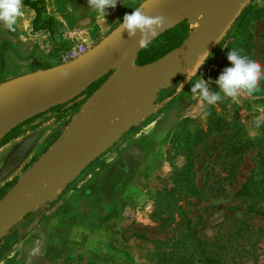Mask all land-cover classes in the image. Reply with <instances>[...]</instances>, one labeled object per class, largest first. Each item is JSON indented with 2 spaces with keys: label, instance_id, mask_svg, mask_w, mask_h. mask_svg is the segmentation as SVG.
Returning a JSON list of instances; mask_svg holds the SVG:
<instances>
[{
  "label": "rangeland",
  "instance_id": "obj_1",
  "mask_svg": "<svg viewBox=\"0 0 264 264\" xmlns=\"http://www.w3.org/2000/svg\"><path fill=\"white\" fill-rule=\"evenodd\" d=\"M65 2L67 0H45L51 15L58 16L59 12L68 25H80L76 29L79 33L72 35L78 40H73L66 50L62 45L57 51L53 50L49 59L54 57V60L48 65L54 64L58 56L63 62L73 59L69 57L73 48L82 46L85 51L91 48L128 14L124 12L118 18L114 17L111 23L92 14L90 21L82 25L67 11ZM249 5L263 10V16L250 21L243 31L251 34L255 44L251 59L264 66V0H251ZM215 13L222 18L227 11L219 9ZM203 19L204 15H201L184 21L186 30L181 46L190 34L201 28ZM222 25L217 27L214 20L210 30L196 37V43L199 39L203 43L198 42L193 49V43L185 50L177 47L178 51L174 49L176 51L166 56L169 58L180 52L182 67L178 69V75L169 80L167 87L160 88L150 98H144V104H139L143 96L134 92H123L113 98L120 115L130 114L126 117L128 126L77 176L67 183L61 182L50 194L42 188L28 192L13 212L0 217V264H29V254L37 240L41 241L42 255L32 257L31 264H157V258L170 251L161 243L173 240L184 216L190 219L200 240L212 243L217 239L225 243L231 264H264V216L247 214L249 199L237 196L240 187L251 178L264 184V143H256L264 138V120L259 127L254 124L255 118L264 116V81L260 83V91L251 96L242 93L236 101L223 98L215 105H208L198 93L191 92L192 84L199 76L213 91H219L215 81L223 72L225 48L231 43L236 26L231 27L209 52L212 55L191 81L185 75V70L192 68L186 59L202 52L205 43H210L209 49ZM11 32L0 23V83L39 69L50 51L47 40L38 44L31 41L16 44L8 38ZM14 32L16 38L22 33L19 29ZM156 65L161 66L162 62L140 71L149 74L151 79L152 67ZM175 65L177 63L169 70H175ZM138 75L125 76L124 84L129 88L142 87L146 83ZM150 83L155 82L151 79ZM178 85H183L182 91L176 90ZM150 92L148 88L141 89V93L148 96ZM89 96L77 102L80 104L77 110L41 114L15 128L10 134L14 137L5 143L3 140L7 135L0 141V194H5L20 176L47 156L66 129L72 130L74 136L68 140L63 135L64 140L53 148L49 157L65 153L60 149L66 144L77 142L74 146L79 149L82 144L93 142L97 131L95 120L89 127L90 135L85 137L87 141L76 136L80 132L74 125V118L81 113L80 108ZM211 111L232 124V130L212 133L203 142L195 144L187 133L192 135L196 127L207 132L205 113ZM83 114L94 119L90 113ZM183 119L193 122H188L185 131L180 130L182 135L177 136L175 131L179 130L178 125ZM119 120L116 114L111 117L112 122ZM235 131L239 138L252 141L254 146L240 156L230 157L228 135ZM174 138L179 143L178 149L181 147L179 151L174 147ZM183 168L191 169L193 183L202 192L203 196L196 205L189 204L195 198L188 197L183 184L175 183L178 179L175 174ZM104 180L107 194L97 187L104 184ZM32 196L38 199L35 201ZM241 222L261 233H236ZM75 231L81 234L76 236ZM256 239L259 241L256 250H250L248 244H245V252L240 249L243 242ZM193 258L197 259L198 255L194 254Z\"/></svg>",
  "mask_w": 264,
  "mask_h": 264
},
{
  "label": "water",
  "instance_id": "obj_2",
  "mask_svg": "<svg viewBox=\"0 0 264 264\" xmlns=\"http://www.w3.org/2000/svg\"><path fill=\"white\" fill-rule=\"evenodd\" d=\"M250 2L251 0H156L155 4L150 3L144 5L143 8L147 15H164L170 21L158 33V36L179 23L191 19L193 16L204 15L201 28L190 34L183 46L181 44L177 48L179 50L185 49L184 47L188 46L189 43L195 42L197 36L210 30L214 20L217 27H219V24H223L209 46L208 52H210L218 45ZM142 3L143 1L138 6ZM231 3L234 4L233 10L231 9ZM218 9L227 11L226 16L218 17L215 13ZM209 12L211 15L206 16ZM122 22L123 20L120 23ZM119 24L94 46L67 62L28 72L0 83L1 141L22 123L44 114L54 107L63 104L70 106L81 101L86 96L85 91L92 84L106 77L103 83L83 103L80 108L81 113L76 115V118L83 113L93 115L97 128L93 142L76 149L73 153H71V150L58 156L49 157L53 152V148L64 140L63 135L68 140H71L74 136L72 130L66 129L64 134L56 141V144L53 145L49 154L42 157L25 174L20 176L15 184L0 198V217H4L10 211L13 212L17 204L25 199L28 192L42 188L50 194L59 187L61 182L67 183L70 178L77 176L80 171L85 169L106 149L112 139L128 126L126 117L130 114L124 116L118 113L119 110L113 102L114 96L112 98L107 96L110 89L117 85L122 77L137 76V72L141 69L149 68L155 63H161L164 57L177 50H172L162 59L152 64L138 67L135 65V60L138 52L142 49L137 46L139 35L136 39H129L125 31L121 39L118 30ZM181 63L182 61L177 62L176 69L182 66ZM152 68V75L168 71L160 65ZM63 73L68 75L64 76ZM177 75H174L172 79ZM138 76L144 83H147L150 79L149 74H142L141 71ZM168 85L167 83L158 86L155 92ZM155 92L147 97L143 96L139 104L144 103V98H150ZM114 114L120 118L119 121H111ZM44 161L48 163L45 167L43 166ZM53 178H55V182ZM49 181L52 182L51 185L48 184ZM47 186L50 188L48 189ZM34 200L37 199L34 198Z\"/></svg>",
  "mask_w": 264,
  "mask_h": 264
},
{
  "label": "trees",
  "instance_id": "obj_3",
  "mask_svg": "<svg viewBox=\"0 0 264 264\" xmlns=\"http://www.w3.org/2000/svg\"><path fill=\"white\" fill-rule=\"evenodd\" d=\"M24 5L28 6L31 10L35 12V18L32 22L33 30L39 29H48L51 34L53 33V21L52 19H47L43 25L37 26V23L40 20L41 12L43 10L42 0L30 1L24 0ZM263 16V10L260 8H254L253 6H248L241 12L240 16L236 19L234 24L231 27H235V34L232 36V41L226 46L225 56H224V65L223 70L228 67H232L231 63L227 59V53L235 48L242 50V55H247L251 58L252 50L255 48V44L252 41L251 34L247 31H243L244 27L252 20L259 19ZM185 22L179 23L172 29L165 31L160 36L156 37L151 44L147 48H142L137 55L135 60V65L138 67H143L149 64H152L160 59H162L165 55H167L172 50L179 47L184 39L185 35ZM243 32V33H242ZM170 54V53H169ZM62 61L56 60L54 65L61 64ZM51 67V66H50ZM106 77L100 79L99 81L92 84L86 91L85 94L87 96L91 95L105 80ZM212 89V87H210ZM79 103H73L71 107H65L66 104L54 107L48 110L46 113L69 111V110H77ZM207 132L202 131L196 127L195 132L191 135V133H187L188 137L195 141L196 143L203 142L206 138H208L212 133H223L226 131L232 130V124L226 121L225 118L217 116L214 112H207ZM40 116V115H38ZM36 116V117H38ZM35 117V118H36ZM188 122H193L192 120L183 119L178 125L179 130L175 131V134L182 135L181 131H185L186 125ZM232 125V126H231ZM13 131H11L3 140L5 143L8 138L14 137V135H10ZM175 135V136H176ZM184 135V134H183ZM229 136L230 148H229V156L237 157L246 152L250 147L254 146V143L249 140H242L239 138L237 132L235 131ZM173 142H175V148H179V143L174 138ZM257 144L264 143V138L256 142ZM194 144V145H195ZM257 146V145H256ZM193 147V146H192ZM191 147V148H192ZM190 148V149H191ZM181 149V147H180ZM178 149V151L180 150ZM188 149V152L189 150ZM175 183L183 184V188L186 190L185 192L189 194V198H195V201L189 203L190 205H196L198 200H200L202 192L198 190L197 186L193 183V175L191 174L190 168H183L181 171L175 174ZM263 181L261 180H247L237 191V196L243 199H249V205L247 209V214L250 216H264V186ZM4 192L0 194V198ZM191 201V199H190ZM183 217V216H182ZM250 218V217H248ZM248 220V219H247ZM177 234L173 237V240H169L167 242L161 243L163 245L168 246L170 251L163 252L156 260L157 264H231L230 257L228 256V252L226 251L227 247L224 245L225 243L215 240L212 243L207 241L200 240L197 237L196 231L191 226L190 219L185 216L178 223ZM184 230V231H182ZM244 231H248V233H256L260 234V230H253L250 225L240 223L237 227L236 233H242ZM171 241V242H170ZM259 241L258 239L254 241H246L241 244V250H245V244H248V248L250 250H256ZM238 249V247H237ZM237 252V251H236ZM245 252V251H244ZM247 252V251H246ZM238 254L240 252H237ZM197 254L198 258L194 259L193 255Z\"/></svg>",
  "mask_w": 264,
  "mask_h": 264
},
{
  "label": "clouds",
  "instance_id": "obj_4",
  "mask_svg": "<svg viewBox=\"0 0 264 264\" xmlns=\"http://www.w3.org/2000/svg\"><path fill=\"white\" fill-rule=\"evenodd\" d=\"M156 0H143V3L134 8L131 14H125L123 22L119 24V32L122 39V34L126 31L129 39H136L139 49L147 48L153 39L158 36V33L170 23L164 15L151 16L145 14L144 5L155 4ZM120 0H88L89 7L97 11L100 15L106 16L109 8H115ZM24 15L23 0H0V23L9 30L15 31V25L19 17ZM218 43V42H217ZM242 50L231 49L227 53V59L232 67L225 68L216 79L215 83L219 91H213L208 83L199 76L197 82L192 84L191 92L198 93L208 105H215L223 98H231L236 101L243 93L251 96L260 91V83L264 81V66L247 55H242ZM212 54L206 49L205 52L197 56L194 66L185 70V75L189 80L196 75L201 66ZM191 73L192 75H190ZM67 76V73H63ZM183 85L176 87L177 91H182ZM209 113H205L208 115ZM264 116L254 119L256 127L261 125ZM42 255L41 241L37 240L35 246L29 254V264L31 258Z\"/></svg>",
  "mask_w": 264,
  "mask_h": 264
},
{
  "label": "crops",
  "instance_id": "obj_5",
  "mask_svg": "<svg viewBox=\"0 0 264 264\" xmlns=\"http://www.w3.org/2000/svg\"><path fill=\"white\" fill-rule=\"evenodd\" d=\"M24 1V0H23ZM30 1H37V0H30ZM42 6H43V10L41 12V16H40V20L37 23V26L43 25L45 23V21L47 19H52L53 21V33L51 34V32L48 29H39L34 31L33 30V25L32 22L35 18V12L33 10H31L28 6L24 5V15L22 17H19L17 20V23L15 25V30L19 29L20 31H22V33L19 35V38L15 37V32L12 31L9 35L8 38H10L14 43H18V42H26V41H31L33 42V44H38L40 41H48L50 44V51L47 53V55L45 56V60L42 63L43 65H41V67L39 69H44V68H48V67H52L54 64H50L48 65V63L52 62V59H49V54L51 55V53H53V50H58V46L62 45L63 49L66 50L68 49L72 42L74 43L73 40H78V38L72 37L73 34L79 33L78 31H76L77 28L80 27L79 26H71L68 25L66 18L64 19V17H62L59 12H58V16H56L55 14H50L47 10L46 4H45V0H42ZM143 0H120V3H117L116 7L113 8H109L107 10L108 15H106L105 17L100 15L97 11H95L94 9H91L89 7L88 4V0H67V2H65L67 4V11L71 12L72 15L75 16V18L79 19V24H86L90 21V17L93 14V16L96 15V17H100L102 16V20L105 21V23H107V20L111 23L114 22L113 18L114 17H119L120 15H122V13L124 12H128L131 13L133 11L134 8H136ZM24 4V2H23ZM62 11V10H61ZM114 14H117L114 15ZM81 15V16H80ZM83 17H85V19H82ZM123 20L120 19L119 23ZM81 25V28H82ZM118 25V24H117ZM17 32V31H16ZM27 32L26 34H23ZM24 38V39H21ZM21 40V41H20ZM60 57H62V55H60ZM59 58V56H58ZM56 58V59H58ZM63 62V61H62ZM46 63V64H45ZM38 70V68L31 70L35 71ZM135 88V87H134ZM149 89L151 88V86H147L144 87L143 89ZM142 89V90H143ZM152 92L154 91L153 89H149ZM125 92V93H140L141 90L137 91V90H130L127 89L124 85V82L119 84L117 87H113L110 92H108V98H112V96L116 93V92ZM115 92V93H114ZM121 94L115 95V97L120 96ZM92 122L94 123V119H92ZM74 125L78 126L77 130L78 132H80V134L78 135V137H80L82 139V136L84 137V139L87 141L88 139H86L85 137L87 136L85 134V130H84V123H83V119L82 117L76 119L74 121ZM72 150V149H70ZM69 150V151H70ZM64 152L67 150H63ZM102 183L104 184H98L97 187L103 191H105V193L107 194V182L104 180ZM74 235L78 236L81 234V232L79 231H75L73 232ZM89 235L91 236L92 234L89 233Z\"/></svg>",
  "mask_w": 264,
  "mask_h": 264
},
{
  "label": "bare ground",
  "instance_id": "obj_6",
  "mask_svg": "<svg viewBox=\"0 0 264 264\" xmlns=\"http://www.w3.org/2000/svg\"><path fill=\"white\" fill-rule=\"evenodd\" d=\"M232 5H233V7H234V4L232 3ZM233 7H232V10H233ZM219 10V9H218ZM217 10V11H218ZM203 15V14H202ZM207 15H208V13H207ZM201 16V15H200ZM193 17H198V16H193ZM192 18V17H191ZM224 19V18H223ZM202 35V34H201ZM200 40V39H199ZM198 40V42L199 43H203V41H199ZM195 41H196V38H195ZM206 41V40H205ZM204 41V42H205ZM197 42V43H198ZM192 43V42H191ZM196 42L195 43H193L194 45H192V49L193 48H196L198 45H195V44H197ZM190 44V43H189ZM210 44V43H209ZM208 44V45H209ZM208 45H206V43L204 44V47H205V49H203L202 50V52H200L199 54H198V52H197V54L198 55H200V54H202L203 52H205L206 51V49H208ZM187 47V46H186ZM186 47H184L185 49H186ZM202 48V47H201ZM184 49V50H185ZM188 50V49H187ZM187 50H186V52H187ZM189 51H191V48H189ZM194 51V50H193ZM174 52V51H173ZM172 53V52H171ZM188 53H190V52H188ZM187 53H184L183 55H186ZM191 54V53H190ZM169 55V54H168ZM182 55V54H181ZM181 55H180V52H178V54H173L172 56H169V58L168 57H166V60H163V61H161L162 62V67H165V69L166 70H168L167 72H165V73H162L163 75H159V74H157V75H154V77L152 78V76H151V79L152 80H154V84H152V83H150V80L151 79H149V81L145 84V85H143L142 87H140V86H138L137 88H129V86L128 85H126V84H124L125 85V87L127 88V89H130V90H137V91H139V90H141V89H143L144 87H147V86H151V88H149V89H153L154 91L153 92H155V90L158 88V86H160V85H165V84H167L168 82H169V80L172 78V75H177L178 74V69L180 68H177V69H175V70H169V69H173V67H174V64L175 63H177V61H179V59H180V57H181ZM192 55V54H191ZM198 55H196V56H194L192 59H191V57H189L188 56V54H187V57H189V58H187L186 59V61H188L187 63H189L190 65H191V67H193L194 66V62L196 61V59H197V56ZM186 57V56H185ZM182 58L184 59V57L182 56ZM182 59V60H183ZM185 60V59H184ZM184 60H183V62H184ZM187 63H186V65H187ZM186 65H184V66H186ZM182 67V66H181ZM184 69V68H183ZM180 71H181V69H180ZM127 77V76H126ZM126 77H122L121 79H120V81L118 82V84L117 85H115L116 87L119 85V84H121V83H123L124 81H125V78ZM114 86V87H115ZM112 89V88H111ZM110 89V90H111ZM120 91H118V92H114L115 94L113 95V96H115V95H118V94H122V92L121 93H119ZM131 93V92H130ZM152 93V91L150 92V94ZM132 94H133V92H132ZM134 94H139V95H141V96H144V97H147L148 95L147 94H144V93H134ZM146 99V98H145ZM148 101V100H147ZM145 102V101H144ZM144 104V103H143ZM134 110H136V109H134ZM133 110V111H134ZM137 110H139L138 108H137ZM132 111V110H131ZM125 113V112H124ZM128 114V113H127ZM131 114H133V112H131ZM80 117H82V119H83V123H84V130H85V134L86 135H90V131H91V129H89V127H91V125L93 124V122H92V119L91 118H89L88 117V115H84V114H82V115H80V116H78L76 119H78V118H80ZM141 117V116H140ZM75 119V120H76ZM139 119V118H138ZM74 120V121H75ZM135 120V119H134ZM132 121V120H131ZM133 123V122H132ZM78 126H76V128H77ZM78 129V128H77ZM76 136H78V135H76ZM84 139V137L82 136V140ZM85 140V139H84ZM83 140V141H84ZM82 141V142H83ZM74 142V141H73ZM73 142H72V144H73ZM76 142V141H75ZM70 143V142H69ZM85 143V142H84ZM75 144V143H74ZM74 144L73 145H65L62 149H60V151H63V150H67V151H65V153L66 152H69V150L70 149H73L75 146H74ZM76 144H77V142H76ZM75 144V145H76ZM84 144H82V146H83ZM75 149H76V147H75ZM71 151V150H70ZM64 154V153H63ZM58 156V155H61L60 153H56V154H54V156ZM53 157V156H52ZM48 165V163L46 162V161H44L43 162V166L45 167V166H47ZM53 181L55 182V178H53ZM48 184L49 185H51L52 184V182L51 181H49L48 182ZM48 189L50 188L49 186L47 187ZM48 192H50V190H48ZM37 199H38V197H37ZM19 204H17V206H18Z\"/></svg>",
  "mask_w": 264,
  "mask_h": 264
},
{
  "label": "built area",
  "instance_id": "obj_7",
  "mask_svg": "<svg viewBox=\"0 0 264 264\" xmlns=\"http://www.w3.org/2000/svg\"><path fill=\"white\" fill-rule=\"evenodd\" d=\"M83 52H85V49L82 48V46L73 48V49H71V51L69 53L70 54L69 57L70 58H75V57H77L79 54H81Z\"/></svg>",
  "mask_w": 264,
  "mask_h": 264
}]
</instances>
